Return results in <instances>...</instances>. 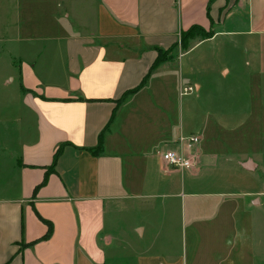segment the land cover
Segmentation results:
<instances>
[{
  "label": "crops",
  "instance_id": "0c3cea01",
  "mask_svg": "<svg viewBox=\"0 0 264 264\" xmlns=\"http://www.w3.org/2000/svg\"><path fill=\"white\" fill-rule=\"evenodd\" d=\"M195 25L213 36L179 53ZM220 37L264 81V0H0L4 97L35 119L28 139L19 107L0 124V264H264V191L196 190L216 166L200 143L195 170L156 154L200 137L170 125L165 76L200 93L176 58Z\"/></svg>",
  "mask_w": 264,
  "mask_h": 264
},
{
  "label": "rangeland",
  "instance_id": "374dc122",
  "mask_svg": "<svg viewBox=\"0 0 264 264\" xmlns=\"http://www.w3.org/2000/svg\"><path fill=\"white\" fill-rule=\"evenodd\" d=\"M211 32L213 31L201 27L181 33L179 53L185 52L195 41L204 39ZM233 46L227 39L220 37L217 41L186 54L184 60L182 57L176 58V65L180 67L177 73L199 81L202 90L199 93L194 89L192 95L182 98L179 95L178 78L165 76L169 81L166 90L169 100L164 102L170 125L184 124L190 129H196L201 134L202 151L216 156V166L208 171L207 176L194 178V182L193 179L188 183L196 184V190L233 192L234 199H237V193H247L249 196H245L243 203L245 200L250 203L264 191V81L257 72L247 71L246 55ZM169 54L167 51L159 52L160 58L166 57L167 60L170 59ZM47 55L46 53L43 58ZM182 61L185 62L183 65ZM223 66L229 68V74L221 73ZM1 67L2 65L0 73ZM157 68L151 73H157ZM147 80L148 78L143 86ZM186 84L193 85L190 80L184 83ZM15 87L16 84H3L0 78V124L16 123L19 107L20 113L22 110L25 114L28 139L34 134L33 114L27 107L20 104L17 107L4 97V94L12 92ZM184 88L181 86L182 90ZM154 91L158 92L160 89L156 87ZM248 161H253L256 167L246 168L245 163ZM210 206L215 207L216 214L217 204L211 202ZM242 214L243 211L238 210L236 219H241ZM250 237L255 238V235L251 233ZM256 238L258 239L257 236ZM259 240L264 250V231Z\"/></svg>",
  "mask_w": 264,
  "mask_h": 264
},
{
  "label": "built area",
  "instance_id": "2783aa9c",
  "mask_svg": "<svg viewBox=\"0 0 264 264\" xmlns=\"http://www.w3.org/2000/svg\"><path fill=\"white\" fill-rule=\"evenodd\" d=\"M194 91L189 86L183 89L184 94ZM181 148H159L156 154L170 167L177 170H195L197 168V154L194 153L193 147L200 143L198 135H181L177 141Z\"/></svg>",
  "mask_w": 264,
  "mask_h": 264
},
{
  "label": "trees",
  "instance_id": "16d2710c",
  "mask_svg": "<svg viewBox=\"0 0 264 264\" xmlns=\"http://www.w3.org/2000/svg\"><path fill=\"white\" fill-rule=\"evenodd\" d=\"M198 28L201 29L200 26L195 25V26H192L190 29H191V30H194V29H198ZM211 36H213V33H212V32L206 34L205 37H204V39H205V38H209V37H211ZM160 52H161V50H160ZM166 60H167L166 57H164V58H160V56H158L156 62L154 63V66L152 67V70L156 69V68L159 66V64H161L162 62H164V61H166ZM100 136H101V135H100ZM99 148H100V147H98L97 149H99ZM97 149L92 150V151H93V152H96ZM61 151H62V146H59L58 149H57L56 152H55V156H54L53 164L56 163L57 158H58V156L60 155ZM45 180H46V179H45ZM46 222H47V224H48V226H49V229H48L47 234L45 235V238H48V237L51 235V232H52V225H51V223H50L49 221H46Z\"/></svg>",
  "mask_w": 264,
  "mask_h": 264
}]
</instances>
